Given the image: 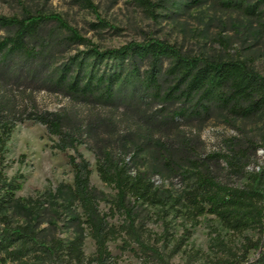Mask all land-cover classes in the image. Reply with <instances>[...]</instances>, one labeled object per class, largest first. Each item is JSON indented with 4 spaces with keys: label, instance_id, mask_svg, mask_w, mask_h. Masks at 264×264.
Wrapping results in <instances>:
<instances>
[{
    "label": "trees",
    "instance_id": "obj_1",
    "mask_svg": "<svg viewBox=\"0 0 264 264\" xmlns=\"http://www.w3.org/2000/svg\"><path fill=\"white\" fill-rule=\"evenodd\" d=\"M77 1L96 13L92 0ZM132 1L158 18L159 2ZM232 6L260 18L264 0H238ZM95 26L109 25L100 21ZM1 29L9 33L0 39V152L19 123L44 125L53 148L67 154L74 179L17 197L23 174L8 176L1 168L0 264H84L87 234L96 245L91 263L110 264L108 244L120 235L109 222L115 210L126 215L123 231L144 247L136 225L139 204L189 220L213 215L238 234L256 229L260 238L245 237L240 251L217 239L220 255L213 264H264V165L250 174L246 187L237 188L217 181L205 164L192 162L188 170L176 157L185 156L189 146L179 127L184 120L207 118L213 108L240 118L263 114L264 75L238 59L190 55L152 38L100 49L56 14L0 15ZM74 45L87 49L59 63V53ZM41 91L68 103L41 110L34 97ZM82 145L95 155L100 179L116 190L112 201L92 184V164L79 152ZM143 154L172 172L182 171L191 185L180 195L157 186L153 176L158 171L141 170L136 163ZM246 159L238 152L226 163L241 173ZM102 202L111 205L110 213L102 211ZM62 216L74 229L69 241L52 233ZM151 250L156 264H173ZM252 251L256 256L250 259ZM187 264H195L192 256Z\"/></svg>",
    "mask_w": 264,
    "mask_h": 264
},
{
    "label": "rangeland",
    "instance_id": "obj_2",
    "mask_svg": "<svg viewBox=\"0 0 264 264\" xmlns=\"http://www.w3.org/2000/svg\"><path fill=\"white\" fill-rule=\"evenodd\" d=\"M153 1L161 4L157 19L150 17L132 0H92L96 13L83 8L77 0H0V15L22 18L26 12L56 14L100 49L118 48L152 38L174 44L190 55L225 61L238 59L264 75V6L261 17L255 18L232 6L238 0ZM100 21L109 26H95ZM8 33L7 29H1L0 39ZM86 49L87 46L78 45L71 46L67 52L63 49L57 61L63 63L70 55ZM34 97L41 110H56L68 103L62 96L45 91L35 93ZM179 127L189 139V146L183 151L185 156H176L177 163L183 164L185 169H192V162H200L220 183L243 188L250 182V174L264 165V113L240 118L213 108L207 118H190ZM53 144L44 125L25 121L16 126L3 154L0 152V170L3 168L8 176L23 174L17 197H28L36 190L56 188L61 183H73L67 154L54 149ZM79 152L92 164V184L112 201L116 190L100 179L95 155L85 145L79 147ZM238 152L247 155L241 173L226 163L227 156H235ZM136 163L141 170L158 171L153 176L155 184L175 195H180L191 185V179L184 177L182 171L172 172L162 163H155L149 155L143 154ZM110 207L107 202L101 203L103 212L110 213ZM136 219L144 247L134 236L123 231L127 224L124 213L115 210L110 214L109 222L120 233L108 244L112 256L110 264H156L151 249L160 251L173 264H187L190 256L195 264H213L220 255L215 247L217 239L240 251L245 237L255 241L261 236L256 229L244 234L234 233L213 215L189 220L182 213L142 204L136 208ZM52 233L65 241L74 237V229L65 216ZM83 253L84 264H94L89 259L95 255L96 245L88 234ZM255 256L252 251L249 258Z\"/></svg>",
    "mask_w": 264,
    "mask_h": 264
}]
</instances>
